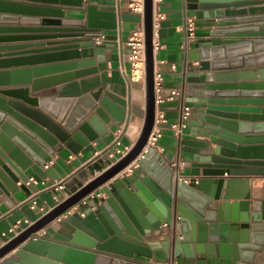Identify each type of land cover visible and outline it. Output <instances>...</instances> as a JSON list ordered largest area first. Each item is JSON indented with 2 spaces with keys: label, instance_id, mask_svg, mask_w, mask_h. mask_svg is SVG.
I'll return each mask as SVG.
<instances>
[{
  "label": "water",
  "instance_id": "95a60500",
  "mask_svg": "<svg viewBox=\"0 0 264 264\" xmlns=\"http://www.w3.org/2000/svg\"><path fill=\"white\" fill-rule=\"evenodd\" d=\"M63 2L82 5V0ZM182 2L186 9L207 12L213 24L209 37L194 44L197 57L183 65L180 96L160 107L176 106L181 117L188 107L192 123L210 132L211 143L216 145L201 164L199 175L185 181L157 148L146 147L156 103L153 0H145L147 112L140 138L115 164L107 147L63 179L65 189L54 190L55 194L70 196L1 245L0 264H157L158 250L172 262L180 257L211 262L213 254L221 255L226 247L248 263L256 257L264 260L260 217L252 215V223L242 221L239 213L250 209L249 178L235 177L264 174V53L245 55L264 48V0ZM0 5L24 8L1 1ZM93 8L88 7L87 20L67 19L63 9L56 11L58 19L20 20L56 27L0 26V34H10L0 37V52H5L0 53V63L37 59L40 56L22 55L47 50L73 56L59 66L61 71H71L70 75L41 73L55 70L53 66L0 68V87L32 86V90L0 89V203L10 208L17 203L14 193L18 189H28L29 194L37 190L25 184L29 170L42 179L61 180L53 166L45 167L52 157L65 148L78 153L94 141L101 142L115 125V106L107 96L102 97L101 89L80 97H57L53 87L61 78L106 67V45L93 38L101 36L107 23L94 20ZM133 16L140 19L138 14ZM56 38L66 39L6 43ZM41 46L50 47L43 50ZM252 152L254 157L248 159ZM136 160L145 172L136 178V168L133 174L125 173L108 183ZM142 182L153 188L162 205ZM84 198L87 202L80 203ZM213 201L216 209H210ZM77 204L78 209L72 211ZM41 230L52 237L36 236Z\"/></svg>",
  "mask_w": 264,
  "mask_h": 264
},
{
  "label": "crops",
  "instance_id": "0c3cea01",
  "mask_svg": "<svg viewBox=\"0 0 264 264\" xmlns=\"http://www.w3.org/2000/svg\"><path fill=\"white\" fill-rule=\"evenodd\" d=\"M0 1L24 7H4L0 5V26H9L13 28L56 27L46 25L39 26L31 22L21 23L20 20L35 18L47 20L58 19L55 13L59 9H63L67 19L87 20L89 6L94 7L92 11L93 14H95L94 20L105 21L107 23L106 28L102 30V34L105 35L102 43L106 45V67L104 69L100 68L96 72H88L82 76L74 74L66 78H61V80H59L61 82L53 87L58 91L57 97H80L81 95L94 91L95 89H101L102 97L107 96L114 104L115 109L113 110V113L117 120H114L115 125L112 128H109L108 134L101 142L94 141L78 153H74L67 148L56 153V155L52 157V160L46 164L53 166V173L60 175L61 180L72 175L79 168L84 166V164L94 155L100 153L103 149H106L109 145L114 143L119 129L122 131L120 133L122 144L135 145L141 136L147 112V83L144 79L133 76L130 70L129 48L126 42L130 31L137 27L139 20L133 16L134 13L129 11L128 0H82V5L65 3L63 0ZM160 7L165 14V19L162 21L159 32L162 46L155 55V67L164 74V94L166 95L169 94L172 89L181 90L182 80L180 75L183 70V65L186 60L197 57V50L194 47V44L199 39L209 37L213 21L206 17L207 12L186 9L182 0H162ZM122 16H125V18ZM186 16H196L197 18L196 38L192 40L187 37L185 29ZM4 35L10 34H0V37ZM63 39L66 38H56L54 40L24 39L6 43H47L48 41H60ZM93 40H96V38H93ZM1 44L2 43L0 42V45ZM49 47L50 46H41L39 49L44 50V48ZM256 52L263 54L264 48L259 50L253 49L246 52L245 55H250L251 53ZM22 56L26 58L40 56V58H28L23 61H13L7 64L0 63V68H9L6 65L11 66L12 68L17 66L30 67L32 65L43 67L53 66L55 67V70L49 68L41 73L49 76L53 75V72L58 76L70 75L68 73L71 71L64 72L61 71L63 68L59 67L60 64L67 63L69 57H73L72 55L63 54V50H47ZM10 58H14V56ZM70 61L74 60L72 59ZM197 63L198 62L195 61L194 65ZM173 65L176 67L173 68ZM92 67L96 66H91V68ZM19 87H30L32 90V86L30 85L6 86L0 87V89H15ZM186 108L187 107L184 109ZM165 113L168 119L172 122H177L181 118V112L176 106H171L168 109H165ZM192 121H194V118L189 117L186 127L183 129L182 134L179 135L176 134L173 129L166 127L164 129V134L159 141L160 148L158 149L159 153L162 154L168 163L171 164L174 160L180 161L179 169L176 167L178 170L177 172L184 176L187 182L191 178L199 175L201 164L206 159L209 151L216 145L211 143L209 137L210 132L205 128L194 125ZM251 145L259 144H249V146ZM254 153L255 152L248 154L247 158L252 159L255 155ZM71 154H74L73 159H69ZM106 169L107 168H104L103 171ZM29 171L30 176L40 178L34 171ZM143 172H145V169L141 166L137 168L136 173L125 169L123 172L112 178L108 183H111L125 173H134L137 178ZM227 176L229 175L225 174L224 177ZM235 177L249 178L248 188L250 198L248 199V206L250 209H248V211H239L242 215L241 220L244 219L245 221L252 222V215H256L258 218L260 217L259 224L264 226V174L255 176L239 175ZM47 178L53 181H58V179H53L50 176ZM91 179L92 177H89L84 183ZM17 185H19V183ZM142 185L149 194L155 196L160 204L162 203L160 197L154 193L153 188L148 183L142 182ZM240 190L241 189H239L238 192H240ZM32 193H35V191ZM31 195L32 194H29L28 189H18V191L14 193L17 203L13 207L10 208L4 203H0V237L4 232L8 231L11 225H13L18 219L28 218L36 221L41 217L40 209L38 207H31ZM236 195L238 196L240 194L237 193ZM55 196L57 195L54 190L45 189L38 193L37 199L40 204H46L49 207H52L55 206L56 203ZM231 202L233 203L234 200H231ZM80 203H83V200ZM79 204L75 205L73 209H78ZM216 208L217 202L213 201L210 205V209ZM233 212L234 210H231L230 215H232ZM53 226L55 228L59 227L55 222L53 223ZM155 253L157 255V264H264V260L257 257L252 263L237 258L231 247L223 249L221 255H218L217 253L213 254L211 262L207 259L197 258L196 260H191L185 257L177 258L172 262L171 257L167 256L163 250H158Z\"/></svg>",
  "mask_w": 264,
  "mask_h": 264
},
{
  "label": "built area",
  "instance_id": "2783aa9c",
  "mask_svg": "<svg viewBox=\"0 0 264 264\" xmlns=\"http://www.w3.org/2000/svg\"><path fill=\"white\" fill-rule=\"evenodd\" d=\"M161 2L162 0H153V46H154V53H156L161 48V41H160V28L162 25V21L165 19V14L161 10ZM128 9L131 13L138 14L140 16L139 23L137 27L130 31V34L127 39V46L129 48V61H130V70L133 76L140 77L146 81L147 77V54H146V26H145V0H128ZM185 29L187 33L188 39H195L196 38V31H197V18L196 16H186L185 18ZM105 38L104 34L101 36L96 37V43H101ZM176 66L173 65V68ZM165 89V77L164 74L155 67L154 70V92H155V103H156V110H155V120L152 132L148 139V143L146 147H155L157 149L160 148L159 141L164 134V129L169 127L173 129L176 134H182L183 129L187 125V120L190 116V109L187 107L184 110V113L179 121L172 122L166 116L165 110L160 107V105L166 101H172L176 96H180L181 91L179 89H172L169 94H164ZM121 129L117 132V137L110 147L111 152L109 154V158L112 160V164H115L120 159L125 157L132 149L133 145H124L121 142L120 133ZM144 155L141 154L139 158H143ZM74 154L69 156V159H73ZM138 158V159H139ZM134 164V165H133ZM172 167L178 168L180 165V161H173L171 163ZM48 165H46L47 167ZM133 166V167H132ZM140 165L138 161H134L132 165H130L127 169L130 172H133L134 169L138 168ZM178 171V170H177ZM179 177L187 181L184 176L178 173ZM19 184L21 182H18ZM27 186L35 185L37 190L35 193L31 195V207L36 208L38 207L41 211V216L47 214L51 211L54 207L60 204L63 200L70 196L69 193L64 192V197L59 198L55 196V206L49 207L46 204H40L37 195L40 191L45 189H52V190H64L65 185L63 180H50L49 178H38L35 176H29V178L25 181ZM93 192L90 195H94ZM87 202V198L83 199V203ZM72 211L74 209L72 208ZM35 222V220H30L28 218L25 219H18L16 222L11 225L8 231L4 232L0 237V246L4 245L14 236L19 234L21 231L29 227ZM38 237H52L51 233H48L45 230H41L36 234Z\"/></svg>",
  "mask_w": 264,
  "mask_h": 264
}]
</instances>
